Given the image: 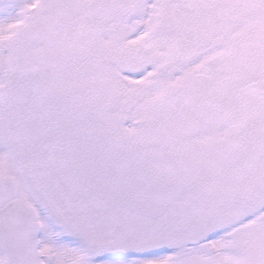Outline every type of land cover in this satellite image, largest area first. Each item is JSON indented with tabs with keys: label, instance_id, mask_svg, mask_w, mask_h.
<instances>
[{
	"label": "snow or ice",
	"instance_id": "obj_1",
	"mask_svg": "<svg viewBox=\"0 0 264 264\" xmlns=\"http://www.w3.org/2000/svg\"><path fill=\"white\" fill-rule=\"evenodd\" d=\"M0 264H264V0H0Z\"/></svg>",
	"mask_w": 264,
	"mask_h": 264
}]
</instances>
